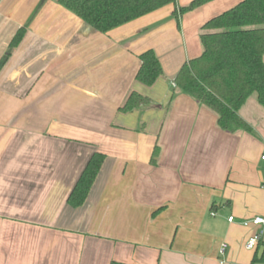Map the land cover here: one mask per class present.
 I'll use <instances>...</instances> for the list:
<instances>
[{
  "label": "crops",
  "instance_id": "1",
  "mask_svg": "<svg viewBox=\"0 0 264 264\" xmlns=\"http://www.w3.org/2000/svg\"><path fill=\"white\" fill-rule=\"evenodd\" d=\"M239 1L178 20L168 4L101 33L57 0H0V59L25 29L0 69V264H264L245 248L264 228L242 225L264 217V108L251 94L238 113L253 132H227L173 81L202 53L201 26ZM148 49L163 70L151 86L135 80ZM132 92L149 103L119 111Z\"/></svg>",
  "mask_w": 264,
  "mask_h": 264
},
{
  "label": "trees",
  "instance_id": "2",
  "mask_svg": "<svg viewBox=\"0 0 264 264\" xmlns=\"http://www.w3.org/2000/svg\"><path fill=\"white\" fill-rule=\"evenodd\" d=\"M212 0H192L186 6H176V0H57V2L101 33L172 4V15L178 18ZM25 29L12 37L8 50L0 59V69L11 51L19 44ZM202 53L185 62L174 83L184 93L217 115L218 126L227 132L252 133V127L238 111L247 98L255 93L264 108V0H241L233 7L208 19L201 26ZM140 66L135 80L151 86L162 75L159 59L152 49L139 55ZM149 103V99L132 92L118 110L128 112ZM158 153L153 149L151 161ZM105 156L94 153L67 199L68 206L77 208L87 194L101 168ZM264 262V239L256 246ZM255 248V249H256Z\"/></svg>",
  "mask_w": 264,
  "mask_h": 264
},
{
  "label": "built area",
  "instance_id": "3",
  "mask_svg": "<svg viewBox=\"0 0 264 264\" xmlns=\"http://www.w3.org/2000/svg\"><path fill=\"white\" fill-rule=\"evenodd\" d=\"M261 159L264 160V156H262ZM212 215H214V213H212ZM232 220H233V217L228 218V221L231 222ZM242 225L245 227L254 226V227L264 228V217H260V216L253 217L249 220L243 221ZM263 237H264V231L263 230H260V231L253 233L247 239V241L245 243V248L247 250H254L256 248L257 244L263 239ZM225 249H226V244L222 243L220 245V254L221 255L224 254Z\"/></svg>",
  "mask_w": 264,
  "mask_h": 264
},
{
  "label": "rangeland",
  "instance_id": "4",
  "mask_svg": "<svg viewBox=\"0 0 264 264\" xmlns=\"http://www.w3.org/2000/svg\"><path fill=\"white\" fill-rule=\"evenodd\" d=\"M253 94H255V93H253ZM255 95H256V94H255ZM261 109H263V108H261ZM261 155H263V156H264V153H263V154H262V153H261V154H259V155H258V158H260V156H261Z\"/></svg>",
  "mask_w": 264,
  "mask_h": 264
}]
</instances>
